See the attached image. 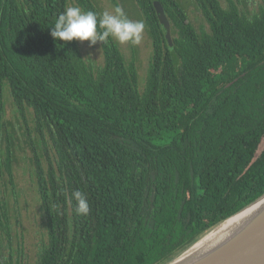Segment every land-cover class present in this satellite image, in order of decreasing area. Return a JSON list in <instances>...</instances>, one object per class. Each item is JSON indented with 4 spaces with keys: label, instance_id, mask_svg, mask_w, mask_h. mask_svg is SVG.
I'll list each match as a JSON object with an SVG mask.
<instances>
[{
    "label": "trees",
    "instance_id": "obj_1",
    "mask_svg": "<svg viewBox=\"0 0 264 264\" xmlns=\"http://www.w3.org/2000/svg\"><path fill=\"white\" fill-rule=\"evenodd\" d=\"M131 1L151 41L142 85L117 43L98 41L94 66L76 40L51 37L70 2L100 12L93 0H0V249L2 186L16 187L7 96L46 152L32 159L45 228L35 264H165L264 193V1L252 14L244 0ZM10 254L0 264H21Z\"/></svg>",
    "mask_w": 264,
    "mask_h": 264
},
{
    "label": "rangeland",
    "instance_id": "obj_2",
    "mask_svg": "<svg viewBox=\"0 0 264 264\" xmlns=\"http://www.w3.org/2000/svg\"><path fill=\"white\" fill-rule=\"evenodd\" d=\"M99 7L100 12L112 11L113 6L108 0H93ZM117 1V0H116ZM222 6H226V0H219ZM235 1V0H233ZM240 8L248 14L256 13L264 0H244ZM131 20H140L139 14L131 0H119ZM75 5L70 2L68 6ZM191 23L197 29L202 25L198 13L190 15ZM80 52L91 61L94 66L101 64L102 54L99 43L89 47V42L77 41ZM122 53L127 59L136 58V66L139 75L140 85L143 84L148 58L151 52V41L144 29L143 39L139 45L119 44ZM5 119L12 126L15 142L13 176L15 182V195L12 197L10 189L2 186L3 194L8 200L11 214V232L9 239L4 238L0 249V261L4 262L10 254L13 263L20 259L21 264H35L37 254L45 236L43 217L39 201L35 192V185L32 176L34 150L40 155L43 164H46V152L43 149L40 137L34 133L32 116H22L6 98ZM9 127V129L11 128ZM264 144V139L262 141ZM5 145V143H4ZM3 145V147H4ZM6 182V179L4 180ZM9 244L10 248L7 246ZM18 251H21L19 253Z\"/></svg>",
    "mask_w": 264,
    "mask_h": 264
},
{
    "label": "water",
    "instance_id": "obj_3",
    "mask_svg": "<svg viewBox=\"0 0 264 264\" xmlns=\"http://www.w3.org/2000/svg\"><path fill=\"white\" fill-rule=\"evenodd\" d=\"M155 11L164 38L171 45L170 23L158 2ZM251 209L223 238L217 236L219 228ZM165 264H264V193L208 229Z\"/></svg>",
    "mask_w": 264,
    "mask_h": 264
},
{
    "label": "clouds",
    "instance_id": "obj_4",
    "mask_svg": "<svg viewBox=\"0 0 264 264\" xmlns=\"http://www.w3.org/2000/svg\"><path fill=\"white\" fill-rule=\"evenodd\" d=\"M144 29L143 20L129 19L117 0L111 12L82 11L76 5L66 6L55 19L54 26L50 27V35L54 41H88L89 47L98 41L136 46L142 42ZM71 199L76 202L78 215L86 216L90 213L91 208L84 192L73 191Z\"/></svg>",
    "mask_w": 264,
    "mask_h": 264
},
{
    "label": "bare ground",
    "instance_id": "obj_5",
    "mask_svg": "<svg viewBox=\"0 0 264 264\" xmlns=\"http://www.w3.org/2000/svg\"><path fill=\"white\" fill-rule=\"evenodd\" d=\"M253 209L247 211L246 213L237 216L236 218L230 220L229 222H227L224 226H222V228H219L217 231V236H220V238H223V236L225 234H227V232H229V230H231L232 228H234L235 226H237V224H239L241 222V220L247 216V214H249Z\"/></svg>",
    "mask_w": 264,
    "mask_h": 264
}]
</instances>
